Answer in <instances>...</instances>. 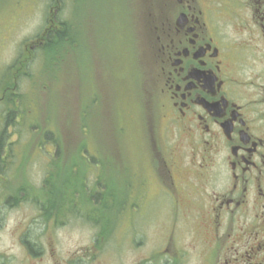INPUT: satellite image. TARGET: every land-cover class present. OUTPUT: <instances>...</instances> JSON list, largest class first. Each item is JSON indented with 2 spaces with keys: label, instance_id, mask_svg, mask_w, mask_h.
<instances>
[{
  "label": "rangeland",
  "instance_id": "1",
  "mask_svg": "<svg viewBox=\"0 0 264 264\" xmlns=\"http://www.w3.org/2000/svg\"><path fill=\"white\" fill-rule=\"evenodd\" d=\"M159 6L160 0H59L58 7L56 0H0V198L18 204L0 207L1 250L15 251L13 229H44L41 220L29 222L38 213L31 204L44 200L47 208L55 190L52 201L56 208L64 204L65 221L55 233L66 254L77 253L85 264L166 261L167 253L159 251L172 224L169 198L153 197V161L168 150L187 166L194 147L185 133L173 132L158 93L153 51ZM57 14L73 25L75 42L44 55L33 40ZM49 128L63 151L54 168L49 161L56 147L40 144L41 131ZM82 145L87 151L78 152ZM78 154H91L98 163L84 167ZM69 158L81 163L75 173ZM48 178L57 182L51 186ZM78 178L85 187L78 185L83 192L74 193L67 208L64 196L74 192ZM99 179L117 197L107 225L92 198ZM184 230L176 231L178 246L188 252L184 264H201L200 248H193L200 242Z\"/></svg>",
  "mask_w": 264,
  "mask_h": 264
},
{
  "label": "flooded vegetation",
  "instance_id": "2",
  "mask_svg": "<svg viewBox=\"0 0 264 264\" xmlns=\"http://www.w3.org/2000/svg\"><path fill=\"white\" fill-rule=\"evenodd\" d=\"M160 4L158 93L173 132L185 133L194 147L188 167L168 150L153 161V197L169 198L172 223L159 251L167 253L163 264L188 259L178 246L183 228L200 242L193 248H200L201 264H264V0ZM52 200L47 208L44 200L31 204L38 213L29 222L41 220L44 229L10 231L16 248L0 249V264H85L60 249L55 229L65 222L64 204L56 208ZM17 205L0 198V207Z\"/></svg>",
  "mask_w": 264,
  "mask_h": 264
},
{
  "label": "trees",
  "instance_id": "3",
  "mask_svg": "<svg viewBox=\"0 0 264 264\" xmlns=\"http://www.w3.org/2000/svg\"><path fill=\"white\" fill-rule=\"evenodd\" d=\"M56 2H57V7H58L59 6V0H56ZM72 26L73 25L71 23H69L68 21L61 20L60 17L58 16V14H57V15H55L54 19L52 18V19L49 20V24L47 25V27L43 29L42 33L40 35H38L33 40V42L37 44L39 49H43L44 50V53H43L44 55H47V53L51 52V50H55L58 47H62L63 45H68L69 44L68 46H71L75 42L73 37H72V35H71ZM55 61L59 62V61H57L56 58H55ZM55 61H53V63ZM53 63L51 62V66L53 65ZM13 116H14L13 111H10L7 114V117H8V123L7 124L9 126L11 125V121L13 119ZM86 127L87 126L85 124L82 125L83 129L86 128ZM37 128H39V126H37ZM41 133H42L41 137H42V140H43V141L41 140V142H40L41 146H43V142L45 143V142L48 141L47 143H51L50 144L51 146L53 145L54 147H56L55 152H54L55 153V158H53L51 161H49V162H51V165L54 168V167H56L58 165H56V163L52 162V161L54 159L61 158L60 154H61V152H63L61 150V144H60L61 141H59V137H57V133H56V131L54 129L49 128V129H46V130H42ZM3 134H4V132H1V134H0V151H2L4 149V146H5V138H4ZM77 150H78V152L79 151H82V152L83 151H87V149L83 145L80 146V147H77ZM89 156L90 157H87L85 154H78V158H79L80 161L83 162L84 167H86V162H89L90 160L92 161V162H90L92 164L93 163H98V162H95V160H96L95 156H93L91 154H89ZM73 160L74 159L70 160V158H69L68 162L73 161ZM80 165H81V163H79V161L77 159H75V161L70 163V166H69L70 173L73 172V171L75 173L74 169H76V168L79 169ZM48 166H50V163H49ZM58 173L59 172L56 170L54 174L58 175ZM71 179H72V177H71ZM84 179L82 180V179L78 178L77 180L75 179V180L72 181L74 183L76 182L77 186L75 187L74 192L71 195L64 196V200L66 201V207L67 208H68V206H71L70 202H69V199L73 198L74 193L79 192V195H81V192H83V191H80V190H81V187L82 188L85 187V186H83V184H84V181L86 179L85 180ZM56 180H57L56 178H52L51 180L48 178L46 181L49 182V184L52 186L54 182H57ZM63 181H64L65 184L66 183H70L68 175H65ZM97 184H98V187H97L96 194L92 195L93 196L92 198L98 201L96 203V206L99 205V207L102 209V211L105 212L104 214L107 215L105 217H103V215H102L103 219H101L102 220L101 224L107 225L108 223H110L109 214L111 215L112 207L116 205V201H117L116 198L117 197H116L115 193H113V190L110 189V187L107 188L106 187L107 184L104 186V184L102 183V181L100 179L97 181ZM78 185H80L81 187H78ZM100 186H101V188H100ZM107 186H109V185H107ZM126 186H127V184H125V191H126ZM54 194H55V190H53L52 194L50 195L51 199H53V195ZM125 196H126V192H125ZM108 199H110L113 202L107 204V200ZM114 212L115 211H113V213ZM117 212H115V213H117Z\"/></svg>",
  "mask_w": 264,
  "mask_h": 264
}]
</instances>
